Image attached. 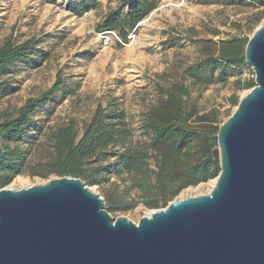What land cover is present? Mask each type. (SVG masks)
Returning <instances> with one entry per match:
<instances>
[{"label": "rangeland", "instance_id": "rangeland-1", "mask_svg": "<svg viewBox=\"0 0 264 264\" xmlns=\"http://www.w3.org/2000/svg\"><path fill=\"white\" fill-rule=\"evenodd\" d=\"M118 1L0 0V46L5 40L13 44L31 38L38 41L36 50L0 74L4 85L0 123L15 117L26 101L37 100L61 82L49 101L37 102L32 108L29 116L34 125L25 129L23 138L8 142L11 150L21 151L23 165L19 174L0 179V189H21L58 178L43 175L53 152V135L60 127L73 124L78 140L100 106L121 117L130 137L91 161L101 169V183L88 187L102 199L105 191L123 197L125 210L111 217L123 216L137 223L154 208L146 206L136 190L126 188L129 182L115 175V155L149 144L148 112L175 85L187 89L188 107L199 114L213 111L221 126L237 106L232 104L233 97L239 101L250 90L244 84L254 81L251 67L246 64L204 75L190 69L206 59L207 52L216 54L219 42L248 39L264 23V7L247 0H155L159 10L149 17L152 10L129 32L135 36L132 41L121 43L106 34L109 41L105 43L96 27L108 11H127ZM32 171L37 175H30ZM198 186H189L176 197L201 194L184 193Z\"/></svg>", "mask_w": 264, "mask_h": 264}, {"label": "water", "instance_id": "water-1", "mask_svg": "<svg viewBox=\"0 0 264 264\" xmlns=\"http://www.w3.org/2000/svg\"><path fill=\"white\" fill-rule=\"evenodd\" d=\"M244 59L255 86L218 130L209 192L175 197L133 223L112 218L78 178L2 188L0 264H264V23ZM2 156L0 140V164Z\"/></svg>", "mask_w": 264, "mask_h": 264}, {"label": "trees", "instance_id": "trees-1", "mask_svg": "<svg viewBox=\"0 0 264 264\" xmlns=\"http://www.w3.org/2000/svg\"><path fill=\"white\" fill-rule=\"evenodd\" d=\"M247 1L264 7V0ZM118 6L126 7L127 11L124 14L108 11L96 29L98 33L115 32L121 43H126L128 33L155 9L156 2L119 0ZM247 41L231 39L219 42L216 54L207 52V58L190 71L204 75L205 72L219 70L225 73L245 67L244 49ZM37 44L34 38L19 44L5 40L0 46V74L6 73L11 65L36 50ZM3 86L0 82V91ZM60 86V81L55 83L37 100L26 101L15 117L0 123L3 152L0 179L21 172L22 153L17 147L11 150L7 144L23 138L25 129L34 125V120L29 116L32 108L37 102L49 101ZM254 86L253 80L244 84L246 89ZM187 96L184 86H173L166 97L160 99L148 112L145 126L151 134L149 144L123 149L115 155L112 166L115 175L121 181L129 182L130 186L126 188L136 190L149 208H164L181 190L213 179L220 172L219 164L213 156L220 128L217 116L213 111L199 114L193 107H188L185 103ZM232 104H238L237 98L233 97ZM129 137L130 132L122 125L121 117L98 106L78 140L75 138L73 124L60 127L55 132L51 146L53 152L43 175L73 177L80 179L86 186L99 185L101 169L93 166L91 161L109 148L122 146ZM29 174L37 175V172ZM103 201L110 215L125 210L123 197L113 195L110 191H105Z\"/></svg>", "mask_w": 264, "mask_h": 264}, {"label": "bare ground", "instance_id": "bare-ground-1", "mask_svg": "<svg viewBox=\"0 0 264 264\" xmlns=\"http://www.w3.org/2000/svg\"><path fill=\"white\" fill-rule=\"evenodd\" d=\"M177 6H180V5L177 4ZM214 182H215V180H213V182L208 183V184H206V183L205 184H199V186L196 189H191V190H188V191H186L184 193H187V194H194V193H197V192H199V193H207L213 187ZM184 193L182 194L183 196H184ZM182 198H185V197H182Z\"/></svg>", "mask_w": 264, "mask_h": 264}, {"label": "built area", "instance_id": "built-area-1", "mask_svg": "<svg viewBox=\"0 0 264 264\" xmlns=\"http://www.w3.org/2000/svg\"><path fill=\"white\" fill-rule=\"evenodd\" d=\"M99 35L102 37V39H104V42H108L109 38L107 36H105V33H99ZM109 35H112L113 37H115L119 42H121V40L117 37V35L115 34V32H110ZM134 34L133 32L129 33L127 36V41H132L134 39Z\"/></svg>", "mask_w": 264, "mask_h": 264}]
</instances>
